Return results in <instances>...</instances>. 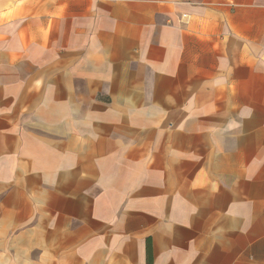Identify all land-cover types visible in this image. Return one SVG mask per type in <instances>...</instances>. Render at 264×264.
<instances>
[{
    "label": "crops",
    "instance_id": "crops-1",
    "mask_svg": "<svg viewBox=\"0 0 264 264\" xmlns=\"http://www.w3.org/2000/svg\"><path fill=\"white\" fill-rule=\"evenodd\" d=\"M0 264H264V0H0Z\"/></svg>",
    "mask_w": 264,
    "mask_h": 264
}]
</instances>
